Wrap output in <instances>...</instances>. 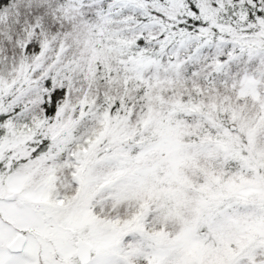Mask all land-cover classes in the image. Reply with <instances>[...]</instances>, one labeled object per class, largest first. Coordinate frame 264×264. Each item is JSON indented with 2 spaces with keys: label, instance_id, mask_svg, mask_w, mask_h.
<instances>
[{
  "label": "snow or ice",
  "instance_id": "obj_1",
  "mask_svg": "<svg viewBox=\"0 0 264 264\" xmlns=\"http://www.w3.org/2000/svg\"><path fill=\"white\" fill-rule=\"evenodd\" d=\"M0 264H264V0H0Z\"/></svg>",
  "mask_w": 264,
  "mask_h": 264
}]
</instances>
